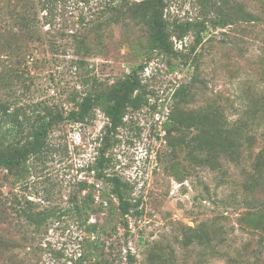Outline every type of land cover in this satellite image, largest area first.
<instances>
[{"label":"rangeland","instance_id":"374dc122","mask_svg":"<svg viewBox=\"0 0 264 264\" xmlns=\"http://www.w3.org/2000/svg\"><path fill=\"white\" fill-rule=\"evenodd\" d=\"M227 1L245 4L259 20L209 25L197 49L198 70L175 58L136 56L130 33L115 28L104 54L89 61L103 84L139 67L149 105L129 110L114 131L101 110L85 123L64 120L22 179L0 170V264H81L83 253L90 257L83 264H264V0ZM6 3L0 0V10ZM201 10L200 0H170L166 14L195 20ZM1 18L11 25L8 15ZM173 42L186 53L193 38ZM32 47L40 61L31 71L32 100L64 103L80 87L73 57L37 42ZM193 78L203 84L196 82L193 96L175 108L173 92ZM63 108L67 114L71 106ZM102 150V171L127 182L140 203V215L127 217L128 230L118 218L107 223L111 185L93 172ZM81 183L88 186L82 192ZM90 191L103 212L88 223L65 216L36 230L16 213L26 200L61 209L70 195L81 199Z\"/></svg>","mask_w":264,"mask_h":264},{"label":"trees","instance_id":"16d2710c","mask_svg":"<svg viewBox=\"0 0 264 264\" xmlns=\"http://www.w3.org/2000/svg\"><path fill=\"white\" fill-rule=\"evenodd\" d=\"M169 1L7 0L0 10V170H8L22 179L29 160L42 158L48 149L51 132L64 120L85 123L96 110H101L109 120L107 129L114 131L125 124L129 110L138 111L149 105L138 74L139 67L132 68L125 78L103 84L89 61L104 54L108 42L115 37V28L130 33L129 48L136 56L156 54L175 58L184 67L194 66L198 70L197 49L203 43L209 25L216 30L235 26L240 21L253 23L259 20L240 2L200 0V16L195 20L174 21L166 14ZM1 15H8L12 19L11 25L3 26ZM134 29L139 33L131 36ZM189 35L193 42L185 46L188 52L176 50L173 38L183 44ZM36 42L47 46L53 54L73 57L70 62L80 87L68 93L64 100L71 106L67 114L63 102L32 100L35 83L31 71L40 62L33 52L32 44ZM193 79L182 82L173 92L175 108L193 96L196 82L203 84ZM171 122L180 127L179 120L172 119ZM179 131L181 142H185L184 132L181 128ZM104 161L102 150L93 172L96 180H105L111 185L110 197L104 196L107 223L118 218L119 224L128 230L127 217L140 215V203L130 197L131 187L127 182L102 171ZM80 185V192L88 187L87 183ZM94 201L91 191L81 199L78 193L70 195L68 205L61 209H40L26 200L24 205L19 204L16 213L36 230L65 216H75L88 223L91 216L103 212L102 207L94 208ZM86 255L80 256L81 264L90 258ZM97 255L91 254L95 258ZM128 257L132 263L134 258L130 254Z\"/></svg>","mask_w":264,"mask_h":264}]
</instances>
